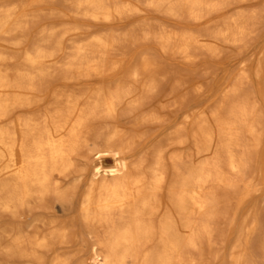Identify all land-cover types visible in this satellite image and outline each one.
<instances>
[{
	"label": "bare ground",
	"instance_id": "6f19581e",
	"mask_svg": "<svg viewBox=\"0 0 264 264\" xmlns=\"http://www.w3.org/2000/svg\"><path fill=\"white\" fill-rule=\"evenodd\" d=\"M259 219L264 0H0V264H255Z\"/></svg>",
	"mask_w": 264,
	"mask_h": 264
},
{
	"label": "rangeland",
	"instance_id": "374dc122",
	"mask_svg": "<svg viewBox=\"0 0 264 264\" xmlns=\"http://www.w3.org/2000/svg\"><path fill=\"white\" fill-rule=\"evenodd\" d=\"M11 1L13 0H5L6 3H10ZM42 18L43 21H46L47 15L46 14L42 15ZM32 25L33 24H31V26ZM29 35L30 37H34L35 39L38 40L41 37L40 31L38 29H35L33 33L32 32L29 33ZM20 37L23 38L22 36ZM14 39H15L14 35L12 34L9 35L6 41V46L5 48H3V50L8 53V56H12L13 54L18 55L16 52V48L12 44ZM161 63H163L164 66L168 65V61H162ZM17 64L18 63H15L13 60H10L8 62V65L11 68H15ZM174 66L177 67V65ZM237 68H238L237 63L235 62L234 58L230 61L223 59L220 62H218L214 59L207 58L201 55L200 60L198 64L194 67L193 72L204 83V86L207 88L208 92L216 93L221 86H224L227 83H231L235 79L236 73L238 71ZM112 163L113 160L110 159L107 165H110ZM252 198L240 209H236L234 206L228 207L229 210L228 214L226 216L220 217L219 227L223 233L220 234V236L218 237V241H219L218 245L222 247L221 249L223 252H228V249L230 248L231 240L233 238V235L229 237L227 235L230 226L229 219H233V217L235 216V212L238 210L237 215L235 216L236 226L243 224L247 219V215L249 214V211L252 208ZM222 207L223 209L227 208L223 204ZM259 221L260 223H259L258 233L256 232L253 236V241H256V243L259 241V235H261V233L262 235H264V219H259ZM254 256L255 259L257 260L255 264H264L263 255L258 249H255Z\"/></svg>",
	"mask_w": 264,
	"mask_h": 264
}]
</instances>
